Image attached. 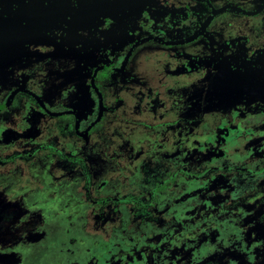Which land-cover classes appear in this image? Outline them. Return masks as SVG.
I'll list each match as a JSON object with an SVG mask.
<instances>
[{"label": "flooded vegetation", "instance_id": "af4514ba", "mask_svg": "<svg viewBox=\"0 0 264 264\" xmlns=\"http://www.w3.org/2000/svg\"><path fill=\"white\" fill-rule=\"evenodd\" d=\"M87 1L91 0H79L75 6L73 0H0V18L4 22L17 17L31 34L58 35L62 31L51 22L54 16L46 13L48 9L61 14L63 29L70 31V20H78ZM103 2L104 15L109 5L129 4ZM130 7L129 19L139 18L108 33L102 42V63L87 64L93 97L83 109L74 105L71 82L45 96L43 81L31 69L19 80L0 83L10 87L3 99L6 104H0L4 112L0 146L19 141L10 145L15 153L10 158L23 157L27 138L40 137L34 127L42 125L44 113L60 118L62 131L76 136L72 156L85 153L82 164L89 173L85 216L87 226L92 225L81 243L88 244L89 253H101L90 254L84 264H264V136L254 131L264 126V94L256 92L264 83L257 78L249 82L247 77H256L258 66L264 70V0H134ZM111 22L116 23L113 18ZM221 35L226 37L216 43ZM148 65V77L140 78L141 68ZM220 72L235 76L243 99L227 114H215L213 122L203 115H182L195 104L203 110L208 82ZM189 74L195 75L187 80L190 87L194 84L201 93L179 91L185 85L177 77ZM124 92L138 100L139 111L147 112L142 123L121 122L130 119L115 109ZM165 92L172 101L164 98ZM179 96L187 102L180 103ZM59 97L67 107L55 105ZM29 103L37 108L30 114L24 108ZM239 121L247 129L242 130ZM173 134L181 141L171 143ZM231 136L235 153L246 154L243 163L235 157L229 161V173L218 174L208 185L187 187L189 176H205L217 167L210 158L225 156L223 146ZM96 169L105 175L95 186ZM234 190L230 201H221L223 191ZM50 223L53 230L59 226L55 220ZM125 231L134 237L124 240ZM212 244L220 247L208 251ZM113 245L120 248L111 254L108 249ZM35 247L40 254L46 251L44 244ZM23 252L27 257L33 254L28 247ZM199 253L202 258L194 260ZM253 257L257 261L251 262Z\"/></svg>", "mask_w": 264, "mask_h": 264}, {"label": "rangeland", "instance_id": "374dc122", "mask_svg": "<svg viewBox=\"0 0 264 264\" xmlns=\"http://www.w3.org/2000/svg\"><path fill=\"white\" fill-rule=\"evenodd\" d=\"M103 1H87L84 9L78 13V20L69 19L71 21L70 31L63 29L66 22H63L62 15L54 12L52 8L48 9L46 13L54 16L51 22L53 21L59 32L62 31L58 35L50 33L42 37L37 32L31 34L23 28L21 20L17 17L4 22L0 18V34L2 32L0 35V83H7L16 78L19 80L25 76L27 69H31L35 77L43 81L42 90L45 96H48V93L49 95L53 94V90H58L56 86L71 82L70 92L71 97L76 100H74L75 107L77 109L86 107L93 97L87 84V79L90 78L88 73L90 67L87 64L93 62V66H95V64L102 63V42L108 33L120 31L118 25L133 24V20L139 18L134 16L133 19H129L133 14V8L130 5L134 0H127L129 4L126 8L119 6V3L109 5L105 15L102 13ZM106 15L109 17H105ZM112 18L116 21L115 24L111 22ZM142 19L146 20V18ZM45 26L48 27L47 24ZM225 37V35H221L215 42L222 43ZM202 39H205V36ZM228 49L230 48L226 50L229 51ZM135 64L138 65V63ZM147 69L151 70V66L148 65L146 69L141 68L140 78L148 77V74L145 73L148 71ZM256 73V77L247 76L248 81L256 82L254 78H257L264 83V70L258 66ZM152 75L153 72L149 77ZM228 75L229 77L220 72L216 78L208 82L209 89L204 92L203 110L200 105L195 104L191 109H184L185 112L182 115H203L213 122L215 114H227L234 104L243 99L235 76L231 73ZM194 76L189 74L177 77L179 81L184 82L181 85H185L184 88H179V91H183L185 94L189 88L190 91L194 90L197 94L198 87L193 84L194 88H192L190 87L191 83L187 82ZM170 79H176V77ZM6 87H0V104L3 105L6 104L3 99L10 90V87ZM31 88L37 89L32 86ZM201 92L202 89L198 94ZM256 92L264 94V87L260 86ZM164 94V98L170 97L167 92ZM215 97L219 101L215 100ZM118 99L115 107L116 112L121 115L124 113L130 118L129 121L123 119L121 122L130 124L133 123V120L138 123L144 121L147 112L144 111L145 109L138 110V100L125 95V92L120 93ZM179 99L180 103L187 102L180 96ZM141 104L146 105L144 101ZM55 105L68 106L63 103L60 97ZM34 107L32 103H29V107L24 106L28 114L37 109ZM3 114L4 112H0V121ZM44 116L42 125L34 127L36 132L40 131V137L27 138V146L21 148L25 153L23 157L10 158L15 154L10 145L14 142L18 144L19 141H10L11 143L8 145L0 146V264H84L91 257L90 254L97 257L101 255L99 252L89 253L88 244L81 243V240L86 242L88 238L86 229H92V225L87 226L89 223L86 224L85 216V209L89 203L86 193L89 173L86 172L82 164L85 153L81 152L77 156H72L76 136L62 131L60 118L51 117L45 113ZM225 122L228 123V120L221 121V124ZM239 122L242 125V130L247 129V125L243 121ZM194 125L195 129H199L197 123ZM254 131L260 134V137L264 136V126L255 127ZM176 137V134H173L171 143L173 140L175 143L181 141L182 138L176 141ZM235 141V137L231 136L230 140L224 144L225 156H220L221 158L218 159V156L214 155L210 158V160H216L217 167L214 170H208L205 176L201 175L198 178L189 176L186 186L192 189L199 183V185L203 183L208 185L207 182L216 178L218 174L229 173V161L235 157L242 164L246 154L235 153L233 150ZM40 144H43V147L38 149ZM238 153L241 154L242 151H238ZM102 170L96 169L95 171V186L105 175ZM18 173L24 178L18 179L16 176ZM222 188L224 189L225 186ZM222 193L221 201L226 203L230 201L236 191L234 190L232 194L226 191ZM171 194L174 196V193ZM162 195L164 194L162 193ZM212 195H215V191L212 192ZM97 197L98 195H96ZM208 201L213 202V199ZM53 220L56 225H59L55 230L52 229V223H50ZM96 232L106 233V230L97 228ZM119 233L121 232L119 231ZM124 235V240L134 237L132 232L125 231ZM53 241L56 244L55 248L52 244ZM210 243L212 242L205 244L209 245ZM36 244H44L46 251L38 253L39 247H35ZM50 245H52L51 248ZM26 247L30 249V253H33L30 254V257H27L23 252ZM218 247L220 245L212 244L208 246V251L211 249L213 252ZM119 248V245H113L108 250L113 254ZM34 254L35 256H33ZM256 257L258 258V256ZM193 258L199 260L202 258V254H195ZM254 260L257 261L254 257L250 259L251 262ZM248 264H250L249 261Z\"/></svg>", "mask_w": 264, "mask_h": 264}, {"label": "snow or ice", "instance_id": "6c2138e0", "mask_svg": "<svg viewBox=\"0 0 264 264\" xmlns=\"http://www.w3.org/2000/svg\"><path fill=\"white\" fill-rule=\"evenodd\" d=\"M75 6H79V0H73Z\"/></svg>", "mask_w": 264, "mask_h": 264}]
</instances>
